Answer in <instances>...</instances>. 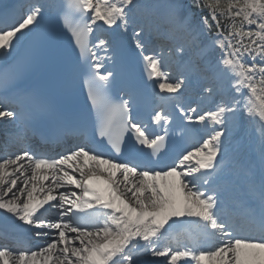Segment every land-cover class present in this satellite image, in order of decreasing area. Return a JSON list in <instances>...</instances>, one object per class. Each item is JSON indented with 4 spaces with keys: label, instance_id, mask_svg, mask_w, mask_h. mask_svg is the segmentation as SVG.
<instances>
[{
    "label": "snow or ice",
    "instance_id": "6c2138e0",
    "mask_svg": "<svg viewBox=\"0 0 264 264\" xmlns=\"http://www.w3.org/2000/svg\"><path fill=\"white\" fill-rule=\"evenodd\" d=\"M196 7L208 11L199 22L171 0L163 5L64 0L60 19L87 65L83 84L96 126L91 134L86 124L66 129L82 143L58 159L29 150L0 157V210L38 229L37 236L55 230L36 250L0 246V264H153L149 254L166 258L167 264H264V0H197ZM138 8L162 9L157 35L179 41L144 55V42L136 40L149 79L176 96L193 81L202 87L196 107L176 104L181 118L198 126L202 142L160 170L117 157L132 138L151 157L160 156L173 121L165 107L170 97L161 96L151 116L163 134L150 132L133 118L131 98L116 101L109 94L115 74L106 61L112 57L98 53L110 51V41L98 38L93 44L91 39L97 27L126 29ZM42 15V6L33 5L16 25L0 29V118L19 121L9 134L12 140L31 131L44 110L38 97L18 90L7 66L14 44L39 25ZM209 16L216 32L205 40L202 28L213 26ZM213 50L219 56L213 57ZM172 64L179 69L176 76L168 70ZM206 101L213 106L203 107ZM245 120L261 137L258 173L250 162L230 157L233 132ZM104 140L115 154L111 158L95 146ZM69 186L79 192L60 191ZM164 239L174 241L175 249L169 244L160 250Z\"/></svg>",
    "mask_w": 264,
    "mask_h": 264
},
{
    "label": "bare ground",
    "instance_id": "6f19581e",
    "mask_svg": "<svg viewBox=\"0 0 264 264\" xmlns=\"http://www.w3.org/2000/svg\"><path fill=\"white\" fill-rule=\"evenodd\" d=\"M148 2H150V3H153L152 1L153 0H147ZM156 40V39H155ZM154 46H157V45H155L154 44ZM0 121H2V119H0ZM246 122H247V120H245ZM258 134H259V132H258ZM246 140H248V141H250L251 139H246ZM257 141V140H256ZM8 216H11V215H8ZM0 232H3V230H0ZM49 236H51V237H46V238H44L40 243H38L39 245H38V247H42V246H44L47 242H50L51 241V239L55 236V232H52ZM38 247H36V249L38 248ZM36 249H34V250H36Z\"/></svg>",
    "mask_w": 264,
    "mask_h": 264
},
{
    "label": "rangeland",
    "instance_id": "374dc122",
    "mask_svg": "<svg viewBox=\"0 0 264 264\" xmlns=\"http://www.w3.org/2000/svg\"><path fill=\"white\" fill-rule=\"evenodd\" d=\"M180 3L183 5V6H185V8H186V10L188 11V13H191L192 14V16H193V19H194V21H196V22H199V19H198V17H196L189 9H188V5H187V0H180ZM202 31L204 32V39L205 40H207V38H206V36H208V35H206V32H205V29H203L202 28ZM209 37V36H208ZM209 39V38H208ZM214 51V50H213Z\"/></svg>",
    "mask_w": 264,
    "mask_h": 264
}]
</instances>
